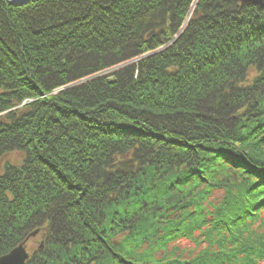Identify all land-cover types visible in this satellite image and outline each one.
Listing matches in <instances>:
<instances>
[{"label": "trees", "instance_id": "trees-1", "mask_svg": "<svg viewBox=\"0 0 264 264\" xmlns=\"http://www.w3.org/2000/svg\"><path fill=\"white\" fill-rule=\"evenodd\" d=\"M36 230L25 264H264V2L0 0V257Z\"/></svg>", "mask_w": 264, "mask_h": 264}, {"label": "water", "instance_id": "water-1", "mask_svg": "<svg viewBox=\"0 0 264 264\" xmlns=\"http://www.w3.org/2000/svg\"><path fill=\"white\" fill-rule=\"evenodd\" d=\"M10 5H25L33 0H4ZM242 2L251 3L253 5L260 6L263 4L264 0H240ZM37 234V231L31 233L27 239L11 250L7 255L0 257V264H24L28 259V254L25 251L24 244L30 238L34 237Z\"/></svg>", "mask_w": 264, "mask_h": 264}, {"label": "rangeland", "instance_id": "rangeland-1", "mask_svg": "<svg viewBox=\"0 0 264 264\" xmlns=\"http://www.w3.org/2000/svg\"><path fill=\"white\" fill-rule=\"evenodd\" d=\"M110 71L106 72V73H109ZM103 74V73H102ZM87 81V80H86Z\"/></svg>", "mask_w": 264, "mask_h": 264}]
</instances>
